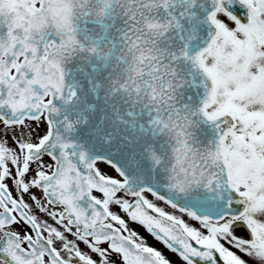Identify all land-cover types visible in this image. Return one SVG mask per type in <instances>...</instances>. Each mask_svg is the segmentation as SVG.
<instances>
[{
  "label": "snow or ice",
  "instance_id": "snow-or-ice-1",
  "mask_svg": "<svg viewBox=\"0 0 264 264\" xmlns=\"http://www.w3.org/2000/svg\"><path fill=\"white\" fill-rule=\"evenodd\" d=\"M0 264H264V0H0Z\"/></svg>",
  "mask_w": 264,
  "mask_h": 264
},
{
  "label": "flooded vegetation",
  "instance_id": "flooded-vegetation-1",
  "mask_svg": "<svg viewBox=\"0 0 264 264\" xmlns=\"http://www.w3.org/2000/svg\"><path fill=\"white\" fill-rule=\"evenodd\" d=\"M143 231V230H142ZM145 235H147V233L145 232ZM150 240H152V242L157 243L152 237H149ZM159 246L164 247L162 244H160ZM165 251H167V249L165 248Z\"/></svg>",
  "mask_w": 264,
  "mask_h": 264
}]
</instances>
